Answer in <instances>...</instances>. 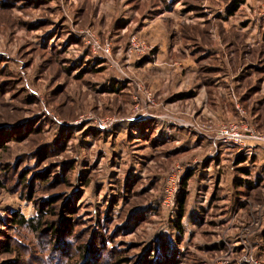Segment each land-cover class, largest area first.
Here are the masks:
<instances>
[{"label":"rangeland","instance_id":"obj_1","mask_svg":"<svg viewBox=\"0 0 264 264\" xmlns=\"http://www.w3.org/2000/svg\"><path fill=\"white\" fill-rule=\"evenodd\" d=\"M83 263L264 264V0H0V264Z\"/></svg>","mask_w":264,"mask_h":264},{"label":"trees","instance_id":"obj_2","mask_svg":"<svg viewBox=\"0 0 264 264\" xmlns=\"http://www.w3.org/2000/svg\"><path fill=\"white\" fill-rule=\"evenodd\" d=\"M235 6H237V5H235ZM238 161H239L238 164L244 163L246 161V158L241 155V156H239ZM23 179H24V177L21 178V182L22 183L24 182ZM54 200H55L54 198L50 199V206L55 204ZM184 203H185V200H184V197H182L181 200H180V205H179V208H180L179 209V220L175 224L176 229L179 230L180 233H182V231H183V227H182V224H181V219L184 217V212H183ZM63 208L67 209L68 211H72V209H73V207H72V205L70 204L69 201H67V203L64 204ZM44 215H46V209L45 208L40 209V211H39V216L40 217H35V218H30V219L25 218L24 216H20L19 213H13L12 214V218H10L11 219L10 221H11L12 226L14 228L23 227V228H26V229H31L33 232L38 234V233H40V231H41V229H42V227L44 225V222H43L44 221V218H43ZM72 222L73 221H72L71 218L63 217L62 220H61V226L65 227L66 229L67 228L71 229V225H72L71 223ZM57 232H58V230H57ZM101 241L103 242L104 239L102 238ZM9 247H10V245L7 243L6 244L7 251H9ZM91 247H96V246L93 245V246L89 247V249H88L89 250L88 260L86 262H84V263H87L89 261L90 255L93 256L92 252H94V254H96L95 253L96 250L94 248H91Z\"/></svg>","mask_w":264,"mask_h":264},{"label":"built area","instance_id":"obj_3","mask_svg":"<svg viewBox=\"0 0 264 264\" xmlns=\"http://www.w3.org/2000/svg\"><path fill=\"white\" fill-rule=\"evenodd\" d=\"M233 131L230 132V130H226L222 132L223 138L225 139V141H233L236 144H242L243 143V138L241 137V135L235 131V127L232 126Z\"/></svg>","mask_w":264,"mask_h":264}]
</instances>
